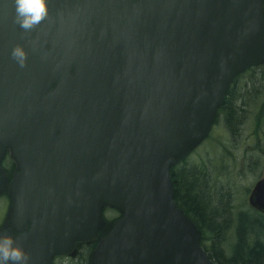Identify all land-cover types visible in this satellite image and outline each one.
Instances as JSON below:
<instances>
[{"label":"water","instance_id":"1","mask_svg":"<svg viewBox=\"0 0 264 264\" xmlns=\"http://www.w3.org/2000/svg\"><path fill=\"white\" fill-rule=\"evenodd\" d=\"M31 31L0 0V163L29 264L122 217L91 264H214L171 169L207 135L234 77L264 61V0H47ZM27 52L23 68L13 46ZM6 176L0 167V188ZM250 204L264 212V177Z\"/></svg>","mask_w":264,"mask_h":264},{"label":"rangeland","instance_id":"2","mask_svg":"<svg viewBox=\"0 0 264 264\" xmlns=\"http://www.w3.org/2000/svg\"><path fill=\"white\" fill-rule=\"evenodd\" d=\"M255 74L259 75L253 79L254 86L249 93L250 95L257 94L260 98L258 102V98L253 99V102L247 107L244 113V123L235 132L236 137H233L232 133L229 132L223 122L222 115H217L215 124L203 143L183 160L186 166L193 165L198 170L204 171L208 175V185L211 191H222L229 201L227 208L229 210V222L228 227L225 226L224 234L222 233L224 235L222 239L217 240L216 233L213 234L206 226L199 228V240L202 247L209 255L210 253L214 255L217 250L221 249L220 257L227 261H230L229 257L232 255L234 246L238 243L236 226L239 214H245L250 220L248 233L253 237L259 234V237L264 238V215L256 212L248 203V195L253 185L264 175V104L259 109V105L262 102L264 103V75L262 78L264 68L257 69ZM244 78L242 80H245ZM243 82H238L237 86L241 87ZM256 102L257 104L255 105ZM11 204L7 183L4 189L0 191V230H8L10 232L12 230L9 224L12 211ZM100 212L105 222L106 220L112 222L121 215L117 208L107 204L101 205ZM223 223L225 224L226 222ZM100 237L98 236L97 239ZM72 241L74 248L69 252L70 254L55 256L61 257L56 259L58 264L62 260V264H78L79 261L85 263L84 254L87 253V250L83 243L87 241H80L74 238ZM260 241L264 240L260 238ZM91 257L92 255L89 251L88 255H86L88 264H90ZM56 260L54 264H56ZM223 263L226 264L225 262Z\"/></svg>","mask_w":264,"mask_h":264},{"label":"trees","instance_id":"3","mask_svg":"<svg viewBox=\"0 0 264 264\" xmlns=\"http://www.w3.org/2000/svg\"><path fill=\"white\" fill-rule=\"evenodd\" d=\"M259 68H264V64L251 67L234 79L225 95L222 106L218 110L217 115H222L223 122L233 137H236L235 132L244 123V113L249 104L256 98H258V102L260 98L257 94H252V96L249 93L254 86L253 79L259 75L255 74ZM243 77L245 80H242ZM238 82H243L241 87L237 86ZM251 96L252 98L249 99ZM263 104L262 102L259 105V109ZM8 172L10 171L8 170ZM171 176L175 188V202L178 206L189 215L199 228L206 226L213 234L216 233L217 240L222 239L224 236L222 233L224 234V229L228 227L229 222V210L227 209L229 201L224 193L220 190L212 192L208 185V175L193 165L186 166L183 161L172 170ZM222 219L223 222H226L225 224ZM249 222L250 220L245 214H239V224L237 223L236 226L238 243L234 246L232 255L229 257L233 264H264V241H260V238L263 240L264 238L259 237V234L253 237L248 233ZM84 255L85 263L79 261L78 264H87L86 254ZM220 255L221 249L217 250L214 255L210 253L215 261L216 256L220 257Z\"/></svg>","mask_w":264,"mask_h":264},{"label":"clouds","instance_id":"4","mask_svg":"<svg viewBox=\"0 0 264 264\" xmlns=\"http://www.w3.org/2000/svg\"><path fill=\"white\" fill-rule=\"evenodd\" d=\"M13 22L28 32L36 28L49 14L47 0H12ZM10 55L23 68L27 52L21 45H15ZM0 264H29V256L9 235H0Z\"/></svg>","mask_w":264,"mask_h":264},{"label":"flooded vegetation","instance_id":"5","mask_svg":"<svg viewBox=\"0 0 264 264\" xmlns=\"http://www.w3.org/2000/svg\"><path fill=\"white\" fill-rule=\"evenodd\" d=\"M256 211V210H255ZM258 212V211H257ZM260 213V212H259ZM262 214V213H261ZM258 223V222H257ZM263 225V224H262ZM83 245H84V247L86 248V250H87V253H86V255H88V252L90 251V252H92V250H93V248L95 247V245H96V242H86V243H83ZM88 249H90L89 251H88ZM57 258H61V257H54L53 258V262L55 263V260L57 259ZM58 260H62V259H58ZM216 261H217V263L218 264H224L223 262H225L226 264L227 263H231L230 261H227L226 259H224L223 257H217L216 256ZM62 262H63V260L60 262V264H62ZM56 264H58L57 263V260H56ZM87 264H88V262H87ZM90 264H91V261H90Z\"/></svg>","mask_w":264,"mask_h":264}]
</instances>
